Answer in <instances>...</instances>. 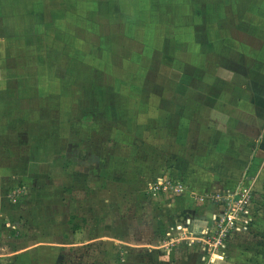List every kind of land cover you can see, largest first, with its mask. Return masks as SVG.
I'll return each instance as SVG.
<instances>
[{"label":"rangeland","instance_id":"obj_1","mask_svg":"<svg viewBox=\"0 0 264 264\" xmlns=\"http://www.w3.org/2000/svg\"><path fill=\"white\" fill-rule=\"evenodd\" d=\"M0 105V264H202L188 222L264 199V0H0Z\"/></svg>","mask_w":264,"mask_h":264},{"label":"built area","instance_id":"obj_2","mask_svg":"<svg viewBox=\"0 0 264 264\" xmlns=\"http://www.w3.org/2000/svg\"><path fill=\"white\" fill-rule=\"evenodd\" d=\"M216 200L221 210L214 216L213 225L197 239L207 251L209 261L213 260L216 252L226 247L228 238L238 232L248 231L255 221L252 213L253 193L250 186L243 185L235 192L216 196Z\"/></svg>","mask_w":264,"mask_h":264},{"label":"crops","instance_id":"obj_3","mask_svg":"<svg viewBox=\"0 0 264 264\" xmlns=\"http://www.w3.org/2000/svg\"><path fill=\"white\" fill-rule=\"evenodd\" d=\"M1 113H2V107H1V105H0V115H1ZM257 174V173H256ZM262 175H263V172L261 171L260 173H258L257 174V177H256V179H253V181L252 182H246L247 184H248V186H250L251 187V189H252V193H253V203H252V213H253V215H254V218H255V221H254V223L252 224V226H251V228H250V230L252 229V228H254L256 225H255V223L256 222H259V221H261L260 222V224L259 225H263L264 226V216H262V214H264V199H261L260 198V195H259V193H257L258 192V190H255V186H256V183H258V181H259V179L260 178H262ZM14 176H13V174H6V175H4V176H0V179H2V181H4L5 180V182H6V180H10V179H8V178H13ZM243 185H246V184H242V186ZM241 187V185L240 186H238V188H236V189H234V190H232L231 192H235V191H237L239 188ZM1 191V194H3V190L1 189L0 190ZM264 190L262 189V192H263ZM1 196V195H0ZM213 204H215V207L216 206H219L218 208H220L219 210H214L213 211V213L211 212L210 214H209V219L208 220H203V219H197V220H190L189 222H188V226H189V228L191 229V230H194V232H196V233H198V234H200L199 236H201L202 235V233L207 229V228H210L212 225H213V218H214V216L216 215V214H218V211H220L221 210V206L218 204V203H213ZM4 206H2L1 205V208H3ZM217 209V208H216ZM258 224V223H257ZM250 233H248L247 235H249ZM243 235H245V233H242V232H238V233H236V234H234V235H232L229 239H228V242H227V245H226V247H224L223 249H221V250H219L218 252H216V254H215V258H213V260L212 261H209V256H207V254H204V253H201L202 255H201V257H200V262L199 263H202V264H213V263H215V260H217V258H218V263L219 264H222L221 262L222 261H220V259L221 258H223V256H225L226 254L227 255H230L231 254V250H234V249H232V247H233V245H234V243L235 242H237L236 240L239 238V236H243ZM200 247V246H199ZM229 252V253H228ZM225 254V255H224ZM203 257H205V259H203ZM232 259H234L233 257H232ZM201 260H204L205 262H202ZM228 263V261L226 262V264ZM217 264V263H216ZM228 264H231V263H228Z\"/></svg>","mask_w":264,"mask_h":264}]
</instances>
